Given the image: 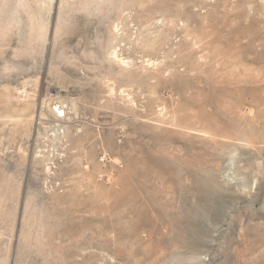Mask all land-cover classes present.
I'll return each mask as SVG.
<instances>
[{
    "label": "rangeland",
    "instance_id": "rangeland-1",
    "mask_svg": "<svg viewBox=\"0 0 264 264\" xmlns=\"http://www.w3.org/2000/svg\"><path fill=\"white\" fill-rule=\"evenodd\" d=\"M0 264H264V0H0Z\"/></svg>",
    "mask_w": 264,
    "mask_h": 264
},
{
    "label": "built area",
    "instance_id": "built-area-1",
    "mask_svg": "<svg viewBox=\"0 0 264 264\" xmlns=\"http://www.w3.org/2000/svg\"><path fill=\"white\" fill-rule=\"evenodd\" d=\"M43 104L51 114L53 120L62 121L68 114V104L60 98L54 88L48 89L44 96Z\"/></svg>",
    "mask_w": 264,
    "mask_h": 264
},
{
    "label": "bare ground",
    "instance_id": "bare-ground-1",
    "mask_svg": "<svg viewBox=\"0 0 264 264\" xmlns=\"http://www.w3.org/2000/svg\"><path fill=\"white\" fill-rule=\"evenodd\" d=\"M112 55H113L114 58L117 57V56H116V52H115V50H113ZM207 262H208V260H207Z\"/></svg>",
    "mask_w": 264,
    "mask_h": 264
}]
</instances>
